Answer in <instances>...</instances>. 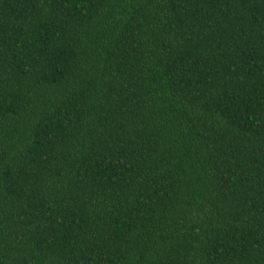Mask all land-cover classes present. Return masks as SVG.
Returning <instances> with one entry per match:
<instances>
[{"label":"trees","instance_id":"1","mask_svg":"<svg viewBox=\"0 0 264 264\" xmlns=\"http://www.w3.org/2000/svg\"><path fill=\"white\" fill-rule=\"evenodd\" d=\"M0 264H264V0H0Z\"/></svg>","mask_w":264,"mask_h":264}]
</instances>
